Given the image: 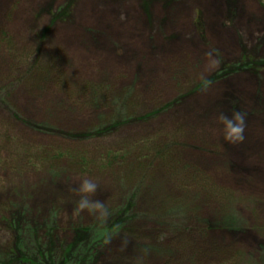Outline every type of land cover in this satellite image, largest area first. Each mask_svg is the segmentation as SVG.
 Wrapping results in <instances>:
<instances>
[{
	"label": "rangeland",
	"instance_id": "rangeland-1",
	"mask_svg": "<svg viewBox=\"0 0 264 264\" xmlns=\"http://www.w3.org/2000/svg\"><path fill=\"white\" fill-rule=\"evenodd\" d=\"M244 58L264 61V0H0V248L22 209L42 240L55 217L53 248L102 221L73 215L90 178L108 213L137 189L97 264H264V68L207 83Z\"/></svg>",
	"mask_w": 264,
	"mask_h": 264
},
{
	"label": "trees",
	"instance_id": "trees-1",
	"mask_svg": "<svg viewBox=\"0 0 264 264\" xmlns=\"http://www.w3.org/2000/svg\"><path fill=\"white\" fill-rule=\"evenodd\" d=\"M65 7L67 8V6ZM262 68H264V61L244 58L239 62L221 67L214 74L212 80L207 81V83L246 70L259 72ZM116 117L114 120L109 121L108 128L114 127V124L117 125L119 120L122 119L120 114H117ZM120 121L122 122V120ZM102 127L106 129L105 125ZM133 185L137 188L138 184ZM136 192L137 189L134 192H127L124 195V204L121 203V205L114 206L104 220H97L87 225L80 223L74 225L68 242L61 245L58 244L54 248L50 246V241L51 236L55 235L53 234L57 225L55 217H50L42 223L41 227H44L43 229L47 233V239L42 240V237L38 236L39 228H36L37 226L33 223L32 217L29 218L30 216L26 215V210L22 209L19 217L13 216L10 220L11 223L9 224L13 234L12 246L0 248V264H97L100 252L106 248L108 242L113 238L112 236L124 231L131 232V229H133L132 222L138 216L133 208ZM164 204L165 206L159 212L161 217H166L171 221L176 217L181 219L185 216L188 218L189 212L182 206ZM236 220L234 215L227 214L225 216L226 223H222V227L226 229L232 228L236 224ZM174 249L172 247V250ZM171 254L169 255L171 256ZM255 264L262 263L257 261Z\"/></svg>",
	"mask_w": 264,
	"mask_h": 264
},
{
	"label": "clouds",
	"instance_id": "clouds-1",
	"mask_svg": "<svg viewBox=\"0 0 264 264\" xmlns=\"http://www.w3.org/2000/svg\"><path fill=\"white\" fill-rule=\"evenodd\" d=\"M246 115V113L240 111H233L230 116L223 112L218 115L217 120L221 125L220 133L226 143L238 144L244 141ZM97 189L98 184L90 178L83 179L79 186L73 189L80 197L73 210L74 216L88 211L93 214H98V217L103 220L108 215L103 201L90 199V196L95 194Z\"/></svg>",
	"mask_w": 264,
	"mask_h": 264
}]
</instances>
